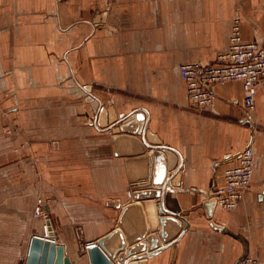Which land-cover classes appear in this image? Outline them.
<instances>
[{
    "label": "crops",
    "instance_id": "0c3cea01",
    "mask_svg": "<svg viewBox=\"0 0 264 264\" xmlns=\"http://www.w3.org/2000/svg\"><path fill=\"white\" fill-rule=\"evenodd\" d=\"M236 18L244 40L264 43V0H0V264L26 263L41 235L33 234L38 198L50 199L52 234L73 264H90L86 244L117 228L127 248L144 232L160 234L158 200L133 197L159 186L150 184L158 147L140 154L139 133L115 134L122 122L101 128L100 106L103 124L143 119L178 157L180 187L165 208L183 225L169 247L128 262L264 261V82L251 113L240 81L215 86V104L201 110L180 76L183 64L216 62ZM248 147L250 190L234 210L216 206L209 218L204 203Z\"/></svg>",
    "mask_w": 264,
    "mask_h": 264
},
{
    "label": "water",
    "instance_id": "95a60500",
    "mask_svg": "<svg viewBox=\"0 0 264 264\" xmlns=\"http://www.w3.org/2000/svg\"><path fill=\"white\" fill-rule=\"evenodd\" d=\"M104 113L105 109L100 106L97 122L101 128L110 129L113 125L122 122V127L113 130L115 134L119 133L121 129H124L126 133H139L140 136H143V139L137 141L138 144H140V154L145 153L148 148H154V146L158 147L154 151V154L150 156L151 164L153 165L155 163V167L152 168L150 173V184L154 182V185L159 186L135 190L133 192V197L135 201L147 199L158 200L160 212L165 216L159 219L161 224L159 235L156 233L148 235V232H144L135 239V241H137L135 246L133 244L127 248L128 241L123 231L117 228L107 236L100 238L93 248H89L86 251V254L88 255L90 264H145V262H138L141 260L129 262L127 260L134 253L146 251L148 249L149 255L152 257V255L164 250V245H168L167 247H169L170 244L166 243H169L172 232L177 230V233H179L180 227L183 225V219L179 216L178 210H172L170 208L167 210L165 208L171 196L177 193L176 187L177 189L180 187V183L174 180L176 175H179L180 169L171 161V158L173 156L177 157V155L172 148L163 145L161 142H155L152 139L153 136L143 119H141L142 122L139 126L136 124L137 127H134L135 121L130 119L131 116L125 118L126 115H121V117L116 116L114 119L112 118L109 123L103 124V116L101 120L100 115ZM153 173H155L154 177ZM168 175L169 177H167ZM214 194V192H211L209 200L204 203L209 218H212L214 209L217 206L216 200L213 199ZM128 208L129 206L124 209V213ZM148 208L152 219L156 222L157 213L155 203H149ZM154 229L156 232L159 226H155ZM129 239H131L130 236ZM141 240H145V242H138ZM65 251V247L62 244L51 243L33 236L25 264H73L71 258L66 255Z\"/></svg>",
    "mask_w": 264,
    "mask_h": 264
},
{
    "label": "built area",
    "instance_id": "2783aa9c",
    "mask_svg": "<svg viewBox=\"0 0 264 264\" xmlns=\"http://www.w3.org/2000/svg\"><path fill=\"white\" fill-rule=\"evenodd\" d=\"M180 76L187 86L191 102L201 110H207L215 104V86L232 81L242 82L245 93L244 106L247 112L251 113L256 109L257 85L264 82V43L244 40L241 20L236 18L232 26L229 48L218 55L216 62L210 65L183 64L180 67ZM254 172L255 152L252 147H248L241 153L239 163L225 170L224 185L214 191L213 199L216 200L217 206L229 211L234 210L250 190ZM44 201L42 198L38 200L37 215H41ZM45 219L44 232L40 233L39 237L57 243V237L53 236L49 224L51 220L47 216ZM49 228L51 233L48 232ZM93 247L88 244L86 248L88 250ZM241 264H264V261L248 256Z\"/></svg>",
    "mask_w": 264,
    "mask_h": 264
},
{
    "label": "rangeland",
    "instance_id": "374dc122",
    "mask_svg": "<svg viewBox=\"0 0 264 264\" xmlns=\"http://www.w3.org/2000/svg\"><path fill=\"white\" fill-rule=\"evenodd\" d=\"M241 26H242V23H241ZM50 198V197H49ZM40 198H38L37 199V202H36V205H35V209H34V212H33V220L34 221H39V222H41V227H40V230H39V232H35V233H33V234H40V233H42V232H44V227H45V224H46V219H45V216H47L50 220H51V222L52 223H54L53 221V218H52V215H51V213H50V211H49V206H50V199H43V200H45L44 202H45V205L42 207V212H41V215H37V213H36V208L38 207V200H39ZM54 225V224H53ZM55 236L57 237V233H56V231H55ZM57 239H58V237H57ZM87 245L88 244H86V247H87ZM87 250V249H86Z\"/></svg>",
    "mask_w": 264,
    "mask_h": 264
},
{
    "label": "bare ground",
    "instance_id": "6f19581e",
    "mask_svg": "<svg viewBox=\"0 0 264 264\" xmlns=\"http://www.w3.org/2000/svg\"><path fill=\"white\" fill-rule=\"evenodd\" d=\"M49 232V231H48ZM40 236V235H39ZM39 236H36V237H38V238H40ZM49 236V238H51L52 240H54L53 239V237L51 236V235H48ZM45 241V240H44ZM57 244V243H56ZM97 243H95L94 245H96ZM94 245H92V243H90V247H93Z\"/></svg>",
    "mask_w": 264,
    "mask_h": 264
}]
</instances>
